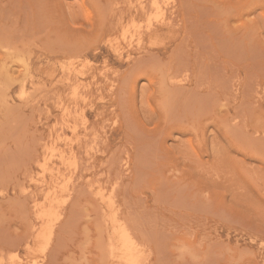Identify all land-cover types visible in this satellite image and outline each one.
Returning <instances> with one entry per match:
<instances>
[{"label":"rangeland","instance_id":"obj_1","mask_svg":"<svg viewBox=\"0 0 264 264\" xmlns=\"http://www.w3.org/2000/svg\"><path fill=\"white\" fill-rule=\"evenodd\" d=\"M143 1L0 0V264H264V0Z\"/></svg>","mask_w":264,"mask_h":264},{"label":"bare ground","instance_id":"obj_2","mask_svg":"<svg viewBox=\"0 0 264 264\" xmlns=\"http://www.w3.org/2000/svg\"><path fill=\"white\" fill-rule=\"evenodd\" d=\"M111 1H113V0H111ZM125 1H126V0H123V2H125ZM133 1H135V0H133ZM137 1H138V0H137ZM149 1H150V0H149ZM151 1H152V0H151ZM166 1H167V0H166ZM186 1H187V0H186ZM199 1H200V0H199ZM109 2H110V0H109ZM118 2H119V1H118ZM120 2H121V1H120ZM130 2H131V1H130ZM141 2H142V0H141ZM141 2H139V3H140V8H141L143 11L147 10V8H146V7H147V3L144 4L145 1H143L142 4H141ZM161 2H162V1H161ZM189 2H190V1H189ZM207 2H208V1H207ZM210 2H212V1L210 0ZM213 2H214V1H213ZM105 3H106V2H105ZM112 3H113V2H112ZM112 3H111V4H112ZM114 3H115V2H114ZM150 3H151V2H150ZM150 3H148V5H150ZM168 3H172V0H171L170 2H168ZM183 3H184V2H183ZM122 4H123V3H122ZM157 4H158V3H157V0H155V1L153 0L152 5H157ZM109 5H110V3H109ZM163 5H165V4H163ZM172 5H173V3H172ZM172 5H171V7H166V8H167L166 10H165V9L162 10V12H161V18L159 19V23H161V24L169 23V18H171V17L167 15L166 11H167V10L169 11V8H172V7H173ZM183 5H184V4H183ZM104 6H105V4H104ZM104 6H103V7H104ZM118 6H119V5H118ZM186 6H188V5H186ZM186 6H185V7H186ZM193 6H194V5H193ZM196 6H197V4H196ZM198 6H199V4H198ZM109 7H112V6H109ZM150 7H151V6H150ZM156 7H157L158 9L161 8V7L158 6V5H157ZM182 7H183V6H182ZM202 7H203V6H202ZM106 8H107V6H106ZM113 8H114V7H113ZM137 8H138V7H137ZM153 8H154V7H153ZM189 8H191V5H190ZM204 8H205V7H204ZM204 8H203V9H204ZM206 8H207V6H206ZM109 9H110V8H108V10H109ZM111 9H112V8H111ZM116 9H117V8H116ZM151 9H152V8H151ZM161 9H162V8H161ZM201 9H202V8H201ZM89 10H90V9H89ZM89 10H88V11H89ZM108 10H107V11H108ZM188 10H189V9H188ZM191 10H192V8H191ZM115 11H116V10H115ZM147 11H148V10H147ZM149 11H150V10H149ZM170 11H171V10H170ZM120 12H121V11H120ZM159 12H160V10H159ZM87 13H88V12H87ZM89 13H90V12H89ZM111 13H112V10H111ZM122 13H123V11H122ZM147 13H148V12H147ZM190 13H191V12H190ZM123 14H124V13H123ZM148 14H149V13H148ZM118 15H120V14H118ZM152 15H153V14H152ZM185 15H186V14H185ZM191 16H192V15H191ZM120 17H121V16H120ZM134 17H135V16H134ZM192 17H193V16H192ZM186 18H187V17H186ZM148 19H149V18H148ZM148 19H147V20H148ZM187 19H188V18H187ZM190 19H191V18H190ZM190 19H189V20H190ZM143 20H144V19H143ZM170 20H171V19H170ZM116 21H117V20H116ZM194 21H195V20H194ZM112 22H113V20H112ZM119 22H121V21H119ZM133 22H134V21H133ZM139 22H140V21H139ZM174 22H175V21H174ZM116 23H117V22H116ZM121 23H122V22H121ZM112 24H114V23H112ZM119 24H120V23H119ZM170 24H171V23H170ZM172 24H173V23H172ZM175 24H176V23H175ZM48 25H49V24H48ZM123 25H124V24H123ZM154 25H155V21H154ZM181 25H182V24H181ZM39 26H40V25H39ZM44 26H46V24H45ZM44 26H43V27H44ZM117 26H118V25H117ZM139 27H140V26H139ZM151 27H152V26H151ZM190 27H191V26H190ZM115 28H116V27H115ZM140 28H141V27H140ZM130 29H131V27H130ZM148 29H149V28H148ZM41 30H42V29H41ZM145 30H146V27H145ZM124 31H125V30H124ZM151 31H152V30H151ZM41 32H42V31H41ZM122 32H123V31H122ZM149 32H150V31H149ZM25 33H26V32H25ZM122 34H123V33H122ZM136 34H137V33H136ZM136 34H135V35H136ZM21 35H22V34H21ZM26 35H27V34H26ZM138 35H139V42H140V41H141V38H143L144 36L142 37L141 32H138ZM44 36H45V35H44ZM53 36H54V35H53ZM122 36H123V35H122ZM41 37H42V36H41ZM41 37H40V38H41ZM116 37H117V36H116ZM128 37H129V36H128ZM30 38H31V36H30ZM37 38H38V37H37ZM58 38H59V37H58ZM113 38H114V37H113ZM161 38H162V37H161ZM184 38H185V37H184ZM133 39H134V38H133ZM133 39L130 40V41H133ZM19 40H20V39H19ZM31 40H32V39H31ZM142 40H143V39H142ZM155 40H156V39H155ZM183 40H184V39H183ZM22 41H23V40H22ZM128 41H129V40H128ZM137 41H138V40H137ZM181 41H182V40H181ZM32 42H33V41H32ZM48 42H49V41H48ZM143 42H144V41H143ZM187 42H188V41H187ZM36 43H37V42H36ZM63 43H64V42H62V45H63ZM116 43H117V42H116ZM118 43H119V42H118ZM129 43H130V42H129ZM133 43H134V42H133ZM133 43H132V44H133ZM66 44H67V43H66ZM69 44H70V43H69ZM136 44H137V42H136ZM117 45H118V44H117ZM140 45H141V44H140ZM111 46H112V45H111ZM123 46H124V45H123ZM133 46H134V45H133ZM178 46H179V45H178ZM183 46H184V45H183ZM61 47L63 48V46H61ZM175 47H176V45H175ZM175 47H174V49H175ZM190 47H191V46H190ZM52 49H53V48H52ZM115 49H117V48H115ZM118 49H119V48H118ZM129 49H130V48H129ZM178 49H179V48H178ZM71 50H72V48H71ZM97 50H98V49H97ZM121 50H122V49H121ZM121 50H120V51H121ZM136 50H137V49H136ZM136 50H135V51H136ZM138 50H139V49H138ZM140 50H141V49H140ZM196 50H197V49H196ZM135 51L132 50V49H130V50L128 51L127 54H128V56H129V58L131 57V55H133L134 53L137 52V51H136V52H135ZM146 51H147V50H146ZM178 51H179V50H178ZM181 51H182V50H181ZM186 51H187V50H186ZM147 52H148V51H147ZM153 52H154V51H153ZM179 52H180V51H179ZM179 52L176 51V53H179ZM183 53H184V52H183ZM69 54H70V53H69ZM76 54H77V53H76ZM121 54H122V51H121ZM179 54H180V53H179ZM29 55H30V54H29ZM181 55H182V54H181ZM181 55H180V56H181ZM154 56H155V55H154ZM176 56H177V55H176ZM189 56H190V55H189ZM196 56H197V55H196ZM74 57H77V56L74 55L72 58H74ZM132 57H133V56H132ZM140 57H142V56H140ZM186 57H187V56H186ZM78 58H80V57H78ZM127 58H128V57H127ZM150 58H151V56H150ZM144 59H145V58H144ZM29 60H30V59H29ZM137 60H138V59H137ZM153 60H154V58H153ZM157 60H158V59H157ZM159 60H160V59H159ZM182 60H183V59H182ZM124 61H125V60H124ZM134 61H135V63H136V59H135ZM144 61H145V60H144ZM146 61H147V59H146ZM91 62H92V61H91ZM142 62H143V61H142ZM157 62H158V61H157ZM170 62H173V61L171 60ZM170 62L168 61V63H170ZM145 63H147V62H145ZM159 63H160V61H159ZM163 63H164V62H163ZM163 63H162V64H163ZM178 64H179V63H178ZM103 65H104V64H103ZM147 65H148V64H147ZM160 65H161V64H160ZM171 65H172V63H171ZM171 65H170V66H171ZM183 65H185V64H183ZM151 66H152V65H151ZM165 66H166V65H165ZM168 66H169V65H168ZM170 66H169V68H170ZM172 66H173V65H172ZM80 67H81V66H80ZM132 67H133V66H132ZM140 67H141V66H140ZM154 67H156V66H154ZM161 67H162V65H161ZM180 67H181V65H180ZM75 68H77V67H75ZM78 68H79V67H78ZM82 68H83V67H82ZM88 68H89V67H88ZM167 68H168V67H167ZM91 69H92V68H91ZM104 69H105V68H104ZM132 69H133V68H132ZM132 69H131V70H132ZM171 69H172V68H171ZM178 69H179V68H176V71H178ZM28 70H29V69H28ZM66 70H67V69H66ZM79 70H80V69H79ZM63 71H64V70H63ZM63 71H62V72H63ZM72 71H73V70H72ZM72 71H71V72H72ZM90 71H91V70H90ZM90 71H89V72H90ZM100 71H101V70H100ZM103 71H104V70H103ZM103 71H102V72H103ZM106 71H107V69H106ZM73 72H75V71H73ZM115 72H116V70H115ZM128 72H129V71H128ZM134 72H135V71H134ZM82 73H83V72H82ZM162 73H164V76H166L165 72H163V69H162ZM175 73H176V72H175ZM69 74H70V73H69ZM74 74H75V73H74ZM30 75H31V73H30ZM64 75H65V74H64ZM67 75H68V74H67ZM130 75H131V74H130ZM172 75H174V74L172 73ZM65 76H66V75H65ZM162 76H163V74H162ZM175 76H176V75H175ZM51 77H52V76H51ZM125 77H126V76H125ZM173 78H174V77H173ZM109 79H110V78H109ZM76 80H77V79H76ZM128 80H130L129 77H128ZM74 81H75V80H74ZM125 81H126V80H125ZM125 81H124V82H125ZM89 82H90V81H89ZM128 82H129V81H128ZM176 83H177V82H176ZM181 86H182V85H181ZM113 87H114V85H113ZM21 89H22V88H21ZM121 89H122V88H121ZM122 90H123V89H122ZM86 91H87V89H86ZM97 91H98V90H97ZM111 91H112V90H111ZM84 92H85V91H84ZM84 92H82V93L84 94ZM85 93H86V92H85ZM119 96H123V94L121 95V93H120ZM88 98H89V97H88ZM50 99H51V98H50ZM124 99H125V98H124ZM27 100H28V99H27ZM171 100H172V99H171ZM124 101H125V100H124ZM121 102H122V101H121ZM167 103H168V102H167ZM61 115H62V114H61ZM82 117H83V116H82ZM78 118H79V117H78ZM78 120H79V119H78ZM75 121H76V120H75ZM81 121H82V120H81ZM60 122H61V121H60ZM79 122H80V121H79ZM65 124H66V123H65ZM68 124H69V123H68ZM73 124H74V123H73ZM93 124H94V123H93ZM61 125H62V124H61ZM55 126H56V125H55ZM64 126H65V125H64ZM70 126H71V125H70ZM59 128L61 129V127H59ZM72 128H73V127H72ZM60 129H59V130H60ZM65 129H66V128H65ZM59 130H58V131H59ZM93 130H94V129H93ZM58 131H56V132H58ZM96 131H97V130H96ZM90 132H91V130H90ZM90 132H89V133H90ZM84 133H85V132H84ZM84 133H83V134H84ZM161 133H162V132H161ZM65 134H66V133H65ZM49 135H50V134H49ZM62 135H63V134H62ZM86 135H87V132H86ZM82 136H83V135H82ZM88 136H89V135H88ZM92 137H93V136H92ZM92 137H91V138H92ZM51 138H52V137H51ZM56 138H57V136H56ZM85 138H86V136H85ZM89 138H90V136H89ZM91 138H90V139H91ZM74 139H75V138H74ZM108 139H109V138H108ZM57 140H58V139H57ZM51 141H52V140H51ZM58 141H59V140H58ZM89 141H90V140H89ZM73 142H74V141H73ZM87 142H88V141H87ZM52 144L54 145V143H52ZM81 144H82V143H81ZM81 144H80V145H81ZM47 146H48V145H47ZM81 146H82V145H81ZM87 146H88V145H87ZM52 147H53V146H52ZM68 147H69V146H68ZM82 147H83V146H82ZM70 148H71V147H69V149H70ZM73 148H74V147H73ZM84 149H85V148H84ZM84 149H83V150H84ZM70 151H72V150H70ZM65 152H66V151H65ZM60 158H61V157H60ZM78 202H79V201H78ZM98 206H99V205H98ZM101 207L103 208V206H101ZM85 208H86V207H85ZM102 208H101V209H102ZM95 209H96V208H95ZM83 210H84V209H83ZM84 211H85V210H84ZM95 211H96V210H95ZM98 211H99V210H98ZM119 214H120V213H119ZM43 215H44V214H43ZM43 215H41V216H43ZM118 216H120V215H118ZM120 227H121V226H120ZM124 228H125V227H124ZM118 229H119V230H118ZM118 229H117V232H118V231H121V229H120L119 227H118ZM125 229H128V228L126 227ZM125 229H123V230L125 231ZM125 232H128V231L126 230ZM118 233H119V232H118ZM123 233H124V232H123ZM123 233H121V235H122ZM129 233H130V232H129ZM130 234H131V233H130ZM130 234H127V235H130ZM124 236L127 237V236L125 235V233H124ZM130 236H131V235H130ZM130 236H128V237H130ZM120 237H121V236H120ZM122 237H123V235H122ZM122 237H121V238H122ZM125 237H124V238H125ZM128 237H127V239H128ZM127 239H126V240H127ZM130 239H133V238H130ZM130 239H128L127 241H129V242H128V243H125V244H130V241H131ZM124 240H125V239H124ZM126 240H125V242H126ZM133 240H134V239H133ZM131 242H135V241H131ZM131 244H134V243H131ZM134 245H135V246H134ZM134 245H133L132 247L129 245V247H131V248L134 250V248L137 247V246H136V242H135ZM135 249H136V248H135ZM125 250H126V249H125ZM127 250H128V249H127ZM129 250H131V249L129 248ZM123 251H124V249H123ZM125 252H126V251H125ZM131 252L134 253V251H131ZM131 252H130V254L132 255ZM139 253H140V252H139ZM137 255H138V254H137ZM132 257H133V259H134L133 262H135L136 260H135V258H134L133 255H132ZM128 258H129V256H128ZM126 259H127V258H126ZM127 261H128V259H127ZM131 261H132V260H131Z\"/></svg>","mask_w":264,"mask_h":264}]
</instances>
